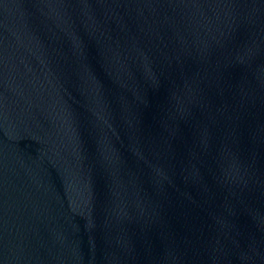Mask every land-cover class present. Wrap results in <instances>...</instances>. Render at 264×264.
Instances as JSON below:
<instances>
[{"label": "water", "instance_id": "1", "mask_svg": "<svg viewBox=\"0 0 264 264\" xmlns=\"http://www.w3.org/2000/svg\"><path fill=\"white\" fill-rule=\"evenodd\" d=\"M0 264H264V0H0Z\"/></svg>", "mask_w": 264, "mask_h": 264}]
</instances>
